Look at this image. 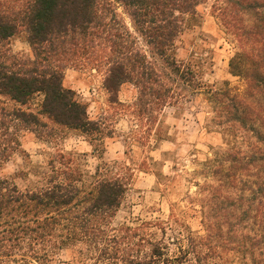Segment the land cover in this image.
Here are the masks:
<instances>
[{
	"label": "trees",
	"instance_id": "trees-1",
	"mask_svg": "<svg viewBox=\"0 0 264 264\" xmlns=\"http://www.w3.org/2000/svg\"><path fill=\"white\" fill-rule=\"evenodd\" d=\"M116 1L149 55L110 0H0V94L19 104L35 93L43 96L38 113L20 107L8 112L23 127L47 126L42 114L67 128L99 130L86 104L64 86L67 65L101 70L112 104L121 103L120 86L132 84V112L140 118L177 101L179 85H200L194 71L175 58L174 44L185 22L208 0ZM211 11L236 48L230 72L245 82L243 96L228 87L211 88V99L226 118L220 123L250 134L256 148L233 146L211 166L218 182L201 200L203 234L188 235L186 247L169 254L161 240L124 226L127 246L121 249L116 245L121 239L108 232L125 182L119 176L98 178L93 189L84 190L77 184L80 176L67 168L36 190H21L0 178V264L44 263L50 248L77 241L115 264H207L229 250L251 264H264V0H213ZM18 33L24 34L30 55L9 48ZM5 151L0 148V161Z\"/></svg>",
	"mask_w": 264,
	"mask_h": 264
},
{
	"label": "rangeland",
	"instance_id": "rangeland-1",
	"mask_svg": "<svg viewBox=\"0 0 264 264\" xmlns=\"http://www.w3.org/2000/svg\"><path fill=\"white\" fill-rule=\"evenodd\" d=\"M110 1L135 33L123 7ZM212 2L199 6L198 15L185 22L174 44L175 58L194 71L200 85L176 87L177 101L153 117L140 118L132 112L136 89L130 83L120 86L117 96L121 103H110L103 73L91 65H67L63 82L86 104L88 117L99 122V130L93 133L57 125L42 114L47 126L26 129L8 112L20 107L38 113L42 94H33L24 104L0 94V148L6 147L0 178L9 179L21 190H36L69 168L80 176L77 184L90 190L98 178L119 176L126 191L108 233L121 239L116 244L121 249L127 246L124 226L161 240L169 254L186 247L188 235L203 234L201 200L207 188L218 182L211 166L233 146L246 151L256 148L250 134L220 123L226 118L211 99V88L228 87L239 96L245 88L244 80L230 72L228 63L236 48L212 13ZM136 36L149 55L145 42ZM9 48L31 54L23 33L9 39ZM151 58L161 63L157 56ZM236 192L231 189V194ZM99 256L87 242L77 241L50 248L40 264H115ZM207 264H251V259L229 250Z\"/></svg>",
	"mask_w": 264,
	"mask_h": 264
}]
</instances>
